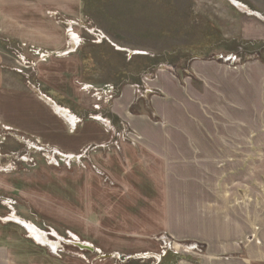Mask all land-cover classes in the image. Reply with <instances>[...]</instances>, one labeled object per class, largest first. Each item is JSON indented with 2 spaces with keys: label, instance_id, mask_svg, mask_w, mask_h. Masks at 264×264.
<instances>
[{
  "label": "rangeland",
  "instance_id": "obj_1",
  "mask_svg": "<svg viewBox=\"0 0 264 264\" xmlns=\"http://www.w3.org/2000/svg\"><path fill=\"white\" fill-rule=\"evenodd\" d=\"M12 1L3 9L21 10L0 12V23L18 19L24 29L0 28V264H264V143L257 253L210 258L205 243L171 234L163 189L121 181L114 156L138 145L130 117L159 122L148 109L161 97L160 72L187 110L182 117L173 103L179 127L222 131L228 104L242 105L248 131L260 124L264 135V0ZM123 93L121 118L113 108ZM47 100L78 120L74 128Z\"/></svg>",
  "mask_w": 264,
  "mask_h": 264
},
{
  "label": "crops",
  "instance_id": "obj_2",
  "mask_svg": "<svg viewBox=\"0 0 264 264\" xmlns=\"http://www.w3.org/2000/svg\"><path fill=\"white\" fill-rule=\"evenodd\" d=\"M11 5L12 0H0V12L21 10L15 7L3 9ZM19 21L15 19L2 23L3 25L0 23V28L6 31V25L10 23L24 29ZM34 32L40 33L37 28ZM34 36L38 35H28V43L38 42L32 40ZM46 36L50 42L56 40L51 34ZM153 85L160 90L161 97H153L148 110L159 122L154 124L145 116L130 117V126L136 131L139 142L137 146L123 147L121 152L114 153L115 160L127 173V179L120 180L131 182L128 184L135 187L144 188L148 185L163 189L161 192L165 218L173 221L175 227L171 234L178 240L190 239L205 243L206 252L210 254L208 258L213 257V253L225 254L242 250L256 254L255 244L263 234L264 135L259 119H256L259 128L255 126V131H248L250 126L247 123L252 119L244 114L243 106L240 105L237 109L233 107L232 111L228 104L229 110L224 112L222 131H186L171 119L174 116L171 110L174 102L180 105V109L184 108L176 98L179 95L172 81L166 76L162 77L160 72ZM162 91L166 95L164 100ZM4 92L6 91L0 90V100L6 103V96H1ZM236 92L239 95L236 96L237 93L234 92L232 96L239 97L241 102L245 90L238 86ZM172 93H175V98ZM180 95L183 97L182 93ZM126 98L123 93L122 100L125 99V102L122 101L120 109L118 105L114 106L115 116L127 117L129 103H126ZM223 99L225 102V97ZM230 99L229 96L228 102ZM9 100L13 102L12 98ZM47 103L55 114L74 128L75 121L78 120L73 115L63 117L64 114L60 111L65 113L64 110L50 100ZM3 106L6 107L5 104ZM182 111L183 115L180 116L185 117L187 110ZM234 112L238 114L232 115ZM73 119L74 124H71ZM162 119L170 120L165 123L167 130H162ZM218 151H221V158H215ZM106 165L109 166L108 163ZM180 202L189 206L188 216L177 214ZM173 206L175 212L171 210ZM184 219L190 221L189 226H185ZM178 220L180 224L177 223ZM246 233L253 234L254 242L248 243Z\"/></svg>",
  "mask_w": 264,
  "mask_h": 264
},
{
  "label": "bare ground",
  "instance_id": "obj_3",
  "mask_svg": "<svg viewBox=\"0 0 264 264\" xmlns=\"http://www.w3.org/2000/svg\"><path fill=\"white\" fill-rule=\"evenodd\" d=\"M71 122V124L73 123L74 124V122H73V120H71L70 121ZM35 236L38 238V239H42V240H44V233H43V235L42 234H40L38 231L37 232H35ZM47 239H45V241H46ZM59 244V243H58ZM56 245V244H55ZM57 246V245H56ZM52 247V246H51ZM54 248H56V247H54Z\"/></svg>",
  "mask_w": 264,
  "mask_h": 264
}]
</instances>
